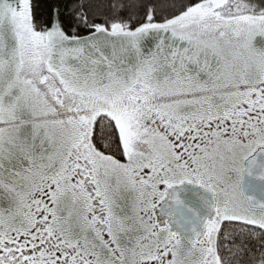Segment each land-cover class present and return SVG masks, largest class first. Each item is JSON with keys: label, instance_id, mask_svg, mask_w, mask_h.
Masks as SVG:
<instances>
[{"label": "snow or ice", "instance_id": "obj_1", "mask_svg": "<svg viewBox=\"0 0 264 264\" xmlns=\"http://www.w3.org/2000/svg\"><path fill=\"white\" fill-rule=\"evenodd\" d=\"M0 0V264H264V0Z\"/></svg>", "mask_w": 264, "mask_h": 264}, {"label": "trees", "instance_id": "obj_2", "mask_svg": "<svg viewBox=\"0 0 264 264\" xmlns=\"http://www.w3.org/2000/svg\"><path fill=\"white\" fill-rule=\"evenodd\" d=\"M53 2L54 0H37V3L40 5L38 11L46 14L48 12V6Z\"/></svg>", "mask_w": 264, "mask_h": 264}]
</instances>
